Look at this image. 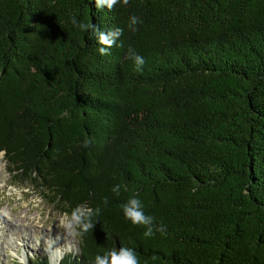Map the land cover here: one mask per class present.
<instances>
[{
	"label": "trees",
	"instance_id": "obj_1",
	"mask_svg": "<svg viewBox=\"0 0 264 264\" xmlns=\"http://www.w3.org/2000/svg\"><path fill=\"white\" fill-rule=\"evenodd\" d=\"M73 17L123 32L100 55ZM0 152L59 213L100 209L60 264L121 246L139 264H264V0H0ZM133 197L150 237L123 215Z\"/></svg>",
	"mask_w": 264,
	"mask_h": 264
},
{
	"label": "clouds",
	"instance_id": "obj_2",
	"mask_svg": "<svg viewBox=\"0 0 264 264\" xmlns=\"http://www.w3.org/2000/svg\"><path fill=\"white\" fill-rule=\"evenodd\" d=\"M120 0H95L96 7L112 9ZM124 4H128L129 0H122ZM72 23L76 25L82 32H89L95 36L96 41L100 47L98 52L100 55H107V49L114 46L122 35L123 30L121 28H109L107 32L100 30L91 21L77 22L76 18H72ZM141 23L136 16H132L129 19V28L135 29V25ZM127 58L132 60L136 66L137 71L142 69L145 60L142 56L137 54L134 49L129 47ZM91 140L86 139L83 143L84 147L90 146ZM114 192L119 191V186L113 188ZM107 201H105L106 203ZM124 217L129 220L133 225H142L146 227L144 235L150 237L154 234L153 230V217L146 215L143 210L142 202L138 198H130L128 201L121 205ZM100 209H93L87 205H77L70 212H64L61 214L58 223L56 224L59 232L64 236L71 238L72 240H78L89 230H92L93 216L99 215ZM160 232H164V226L157 229ZM43 238V250L47 255L48 264H60L65 254L72 251L70 244H64L63 247H54L55 240L50 236H43V233L36 239L35 243L37 247H40V240ZM59 238V237H57ZM9 257L7 264H27L29 255L25 253L23 248H13L9 250ZM153 259L156 257L153 256ZM93 264H139L137 253L130 248L121 246L119 249L113 247L112 249L104 252L103 255L97 254L94 257Z\"/></svg>",
	"mask_w": 264,
	"mask_h": 264
},
{
	"label": "rangeland",
	"instance_id": "obj_3",
	"mask_svg": "<svg viewBox=\"0 0 264 264\" xmlns=\"http://www.w3.org/2000/svg\"><path fill=\"white\" fill-rule=\"evenodd\" d=\"M5 165L0 152V264H7L10 249L21 247L31 258L47 259L43 238L40 247L35 243L42 233L55 240L54 247L70 244V253H78L77 240L64 236L56 227L61 213L47 204L32 184L17 181L18 177L7 172ZM7 214H11L13 219H9Z\"/></svg>",
	"mask_w": 264,
	"mask_h": 264
},
{
	"label": "bare ground",
	"instance_id": "obj_4",
	"mask_svg": "<svg viewBox=\"0 0 264 264\" xmlns=\"http://www.w3.org/2000/svg\"><path fill=\"white\" fill-rule=\"evenodd\" d=\"M7 215L9 217V219H13L12 216H11V214H7ZM8 217L6 216V218H8ZM23 220H26V219H23ZM54 245H56V244H54Z\"/></svg>",
	"mask_w": 264,
	"mask_h": 264
}]
</instances>
